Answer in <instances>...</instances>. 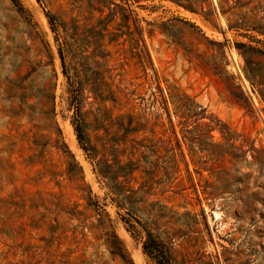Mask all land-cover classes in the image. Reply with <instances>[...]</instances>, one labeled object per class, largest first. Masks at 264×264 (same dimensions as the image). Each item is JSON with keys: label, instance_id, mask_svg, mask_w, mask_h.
<instances>
[{"label": "rangeland", "instance_id": "1", "mask_svg": "<svg viewBox=\"0 0 264 264\" xmlns=\"http://www.w3.org/2000/svg\"><path fill=\"white\" fill-rule=\"evenodd\" d=\"M0 264H264V0H0Z\"/></svg>", "mask_w": 264, "mask_h": 264}, {"label": "bare ground", "instance_id": "2", "mask_svg": "<svg viewBox=\"0 0 264 264\" xmlns=\"http://www.w3.org/2000/svg\"><path fill=\"white\" fill-rule=\"evenodd\" d=\"M219 216V214H217Z\"/></svg>", "mask_w": 264, "mask_h": 264}, {"label": "trees", "instance_id": "3", "mask_svg": "<svg viewBox=\"0 0 264 264\" xmlns=\"http://www.w3.org/2000/svg\"><path fill=\"white\" fill-rule=\"evenodd\" d=\"M149 236H151V235H149Z\"/></svg>", "mask_w": 264, "mask_h": 264}]
</instances>
